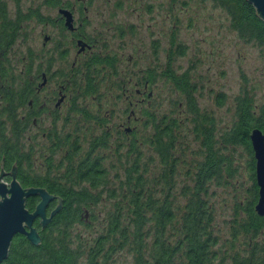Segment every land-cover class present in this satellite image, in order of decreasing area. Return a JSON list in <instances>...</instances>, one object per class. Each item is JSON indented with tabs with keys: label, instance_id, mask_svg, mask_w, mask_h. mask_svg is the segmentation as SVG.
Returning <instances> with one entry per match:
<instances>
[{
	"label": "trees",
	"instance_id": "trees-1",
	"mask_svg": "<svg viewBox=\"0 0 264 264\" xmlns=\"http://www.w3.org/2000/svg\"><path fill=\"white\" fill-rule=\"evenodd\" d=\"M211 1L225 12L230 29L240 40L253 42L264 50V22L248 0ZM13 28L0 26L3 57L14 42ZM175 40L173 33L162 56L164 62L157 70L145 67L137 77L141 83L164 80L169 92L178 97L173 106L179 110L178 104H181L183 117L156 119L147 109L141 108L142 115L151 117L152 132L145 133L147 127L143 125L140 139L127 141L126 147L122 141L119 144L122 177L118 178L116 169L112 173L119 179L117 185L108 184V171L98 149L106 142L105 130L94 133L92 119L88 117L94 111L84 106L79 108L76 102H73L72 112L85 117L73 122L81 125L73 131L71 160L68 164L57 163L36 170L32 148L22 152L17 137L20 131L17 110L31 93V84H26L25 80L24 83L22 77L31 74L33 51L26 47L23 52L25 68L22 74L9 70L0 73V113L6 114V125H0L2 166L9 170L14 161L15 178L22 187L44 188L49 194L58 196L61 204L43 228L39 223L33 224L39 235L37 245L15 234L1 264H109L115 254H129L131 264H222L221 256H217L213 248L216 243L213 213L206 197L211 184L219 187L239 185L232 157L237 146L243 148L247 157L248 187L243 206L237 204L239 208L234 209L233 230L244 236L264 234V214L259 216L253 209L257 187L248 139L253 127L264 134V93L254 101L253 93L242 87L232 99V121L222 129L216 128L211 111L198 105L196 89L200 83L190 69L181 70L174 65L175 58L184 54L183 45ZM4 60L9 63L8 58ZM113 60L96 58L91 65H85L82 72L71 75L73 99L94 94L95 100L100 101L107 97L111 88L122 89L123 78L132 73L129 70L125 74L117 73ZM100 64L107 68L100 70ZM215 100L217 105L223 104L220 93H216ZM152 108L155 107L152 105ZM82 142H86L83 150ZM192 142L194 148L189 150ZM146 145L150 146L155 159L144 155L142 147ZM184 156H188L189 161H185ZM178 164L182 166L180 172L187 183L173 192L178 183ZM104 190L111 200L110 208L98 219L92 205L101 200ZM176 194L184 198L180 206L174 200ZM36 201V196H29L24 206L31 211ZM93 220H97L96 228L88 234L73 228V224L79 223L90 231ZM240 251L232 254L227 264H264V240L255 241Z\"/></svg>",
	"mask_w": 264,
	"mask_h": 264
},
{
	"label": "rangeland",
	"instance_id": "rangeland-1",
	"mask_svg": "<svg viewBox=\"0 0 264 264\" xmlns=\"http://www.w3.org/2000/svg\"><path fill=\"white\" fill-rule=\"evenodd\" d=\"M91 0H89L90 2ZM122 3L116 14L106 10L105 16L98 15L100 6L107 2ZM93 0L94 6L90 8L93 12L89 15L86 23V31H102L104 34L111 36L112 31L105 32L107 23L118 24L119 21H132L136 23V29L126 35L121 41V56L117 57L118 70L125 74L128 70L131 73L139 74L145 67H157L164 62L160 49L164 45L166 38L175 33V37L184 47V54L175 58V67L180 69H190L194 78L201 84L197 93V102L199 107L211 111L216 128L222 129L233 119V97L241 90L247 88L249 93H253L254 101H258L264 93V50L253 42L240 40L233 30L230 29L225 12L211 0ZM106 12L108 14H106ZM106 20H103V19ZM119 18V20H118ZM42 26L33 22H27L25 31L27 40L15 43L13 49L9 51L8 58L14 54L15 57H23L26 47L36 48L41 41L39 34ZM46 33L54 34V27H45ZM156 38L155 42L152 39ZM162 38V42H161ZM116 40L109 41V46L115 47ZM161 43V44H160ZM156 48V49H155ZM113 49V48H110ZM130 54V59L128 56ZM159 54V55H158ZM164 56V54H163ZM158 72V71H157ZM194 72V73H193ZM124 77V76H123ZM125 76L124 78H127ZM156 84L155 100L152 113L156 119L161 116H170L175 120L183 117L181 109H176L173 102L177 98L172 92H169L167 83L164 80H153ZM154 87V86H153ZM216 93L223 97L221 105H217L215 100ZM107 94V93H106ZM88 98V99H87ZM89 96L73 99V102L84 106L87 110L99 113L94 103L89 100ZM84 101L86 104L84 105ZM95 101V100H94ZM104 105L102 110L117 112L124 106L122 102L109 101V97L103 99ZM157 105V108H156ZM101 110V111H102ZM104 111V110H103ZM177 113H180L179 115ZM116 118V122L124 116ZM113 121H109L112 123ZM122 122V121H121ZM139 131L143 129V120L139 122ZM149 129V127H148ZM145 129V133L149 131ZM94 133H99L100 129L93 127ZM142 132L137 135L140 139ZM189 139V138H188ZM194 148V143H190L189 150ZM144 155L154 156L151 149L146 145L142 147ZM237 167V182L239 185L230 186L226 184L223 187L213 184L209 187V194L206 202L213 213L214 233L216 243L213 246L216 255L221 256V263L231 262L230 256L235 252L240 253L243 248H249L251 243L264 240V234L254 236H244L235 234L232 221L234 209H238L237 204L243 206L248 187L246 161L247 157L243 148L237 146L232 153ZM185 161H189L188 156H184ZM186 166V163L184 164ZM178 164L179 174L176 178L178 185L174 186L173 192L187 181H184L183 172ZM123 163L117 167L118 178L122 177ZM183 169V168H182ZM113 170L108 171V184L117 185V179L112 176ZM181 174V176H180ZM186 180V179H185ZM3 182H8L4 181ZM113 187V186H111ZM107 190L101 192L98 202L92 205V210L97 214L98 219L104 210L110 208L111 200L106 196ZM109 199V200H106ZM176 205L184 203V198L176 194L174 198ZM238 214L242 217V212ZM97 220L91 223V230L87 231L79 223L73 224V228L88 234L95 230ZM250 237V238H249ZM246 241V242H245ZM245 253V251H244ZM243 253V254H244ZM242 254V253H241ZM109 264H131L129 254H115Z\"/></svg>",
	"mask_w": 264,
	"mask_h": 264
},
{
	"label": "flooded vegetation",
	"instance_id": "flooded-vegetation-1",
	"mask_svg": "<svg viewBox=\"0 0 264 264\" xmlns=\"http://www.w3.org/2000/svg\"><path fill=\"white\" fill-rule=\"evenodd\" d=\"M121 5L122 3L119 2H107L98 8L99 12L94 13L104 18L106 10L116 14ZM92 6H94L93 0L90 2L89 0H0V26L5 28L8 26L14 27L12 36L14 42L10 47L11 50L15 43L28 41L25 31L27 22L42 26L39 31V34H42L39 46L34 49L28 46L34 53L33 63L30 66L31 74L22 75L24 76L22 80H25L26 84H31V93L25 104L17 110L18 128L20 129L17 133L18 144L22 152H29V147L32 148V161L36 170L45 169L57 163L68 164L71 160L70 145L74 136L73 131L81 125L73 122L74 119L78 120L77 118L85 117L79 112L78 114L72 112L71 75L82 72L85 65H91L96 58L103 57L113 58L116 72L121 73L118 70V60L116 59L121 56L120 41L136 29V23L132 21H119L118 24L107 23V29L104 31H112L111 36L100 30L88 32L85 28L89 15L93 13L90 10ZM60 10H67L71 14V29L65 26L64 17L59 12ZM106 14L108 13L106 12ZM45 27H54V34L46 33L44 31ZM78 40L83 42V46L79 51H77L79 45L76 43ZM111 40L118 42L115 47L109 46ZM156 40L154 38L152 42ZM167 49L168 37L160 49V55L163 56ZM8 53L7 51L5 57H3V52L0 50V73L9 70L13 73L17 71L22 74L25 68L24 58L21 56L19 59L14 54L8 58ZM4 58H8L9 63H6ZM128 59H130V54ZM98 67L100 70L107 68L104 64H100ZM123 79L122 89L113 90L111 88L107 92L109 101L123 103L124 106L122 109L119 108L117 112L105 109L103 111L104 98L96 101L94 94L88 95L89 100L94 103L99 112L88 115L92 119L91 126L92 128L94 126L98 127L100 131L105 130L106 133L104 146L98 147L106 171L117 169L120 165L118 158L122 152L119 144L122 141L126 147L127 141H136L137 135L141 133L139 122L143 120V125L149 127L147 134L152 132L151 117L142 115L140 112L141 108L144 107L150 114L152 113L151 107L155 104L153 102L156 98L154 90L155 85L158 83H148L146 81L141 83L134 73ZM201 87V84H197L196 92ZM178 108L181 109L180 103ZM120 115L124 118L116 122V118L121 117ZM0 116V125L5 126L6 114L0 113ZM109 121L113 122L109 123ZM85 145L86 142H82V150ZM57 147L59 151H57ZM148 147L150 148V146ZM124 154H126V148H124ZM129 154L131 153L129 152ZM2 163L3 160L1 170L3 172L9 171L2 166ZM1 180L9 181L10 174L3 173ZM55 204V199L48 203L45 209L46 216ZM84 215L87 216V210ZM35 223H38V218L34 219L32 225H35Z\"/></svg>",
	"mask_w": 264,
	"mask_h": 264
},
{
	"label": "water",
	"instance_id": "water-1",
	"mask_svg": "<svg viewBox=\"0 0 264 264\" xmlns=\"http://www.w3.org/2000/svg\"><path fill=\"white\" fill-rule=\"evenodd\" d=\"M254 7L256 15L264 22V0H248ZM64 17V24L72 28V17L67 10H60ZM79 50L83 42L78 40ZM248 139L254 158V180L257 187V198L253 205L255 213L259 216L264 214V134L256 127L250 129ZM2 155L0 159V264L7 256V250L12 237L15 234L23 235L32 245H37L39 235L32 225L34 219L38 218L39 227L43 228L51 217L59 211L60 199L58 196L49 194L41 187H22L16 180L14 174V161L7 172L1 170ZM3 173L10 174V180L3 182ZM29 196H36L38 202L29 211L24 206V201ZM56 200V204L45 215V209L49 202Z\"/></svg>",
	"mask_w": 264,
	"mask_h": 264
}]
</instances>
